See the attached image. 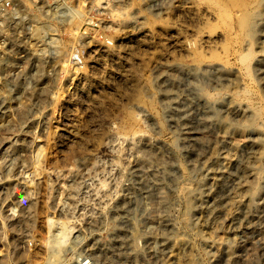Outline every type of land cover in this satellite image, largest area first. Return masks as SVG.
I'll use <instances>...</instances> for the list:
<instances>
[{"label": "rangeland", "instance_id": "1", "mask_svg": "<svg viewBox=\"0 0 264 264\" xmlns=\"http://www.w3.org/2000/svg\"><path fill=\"white\" fill-rule=\"evenodd\" d=\"M258 1L0 0V264H264Z\"/></svg>", "mask_w": 264, "mask_h": 264}, {"label": "bare ground", "instance_id": "2", "mask_svg": "<svg viewBox=\"0 0 264 264\" xmlns=\"http://www.w3.org/2000/svg\"><path fill=\"white\" fill-rule=\"evenodd\" d=\"M259 3L258 0H213V6L215 7V9L219 12L220 17L222 16V19L224 18H228L230 17L229 12L231 10V8H236L238 14L235 17V23L237 24V26L239 27L240 30L242 31H250V22H251V14H252V9L253 7L256 5V3ZM231 13V12H230ZM233 14V13H232ZM254 16V14H253ZM234 20V19H233ZM226 22V21H224ZM234 22V21H233ZM234 24V25H236ZM229 25V24H228ZM226 28V27H225ZM228 28V27H227ZM238 34V33H237ZM248 36V35H247ZM240 37V36H238ZM243 39V38H242ZM251 40V39H250ZM227 44V43H225ZM227 46V45H226ZM228 48V47H227ZM251 48V47H250ZM252 49V48H251ZM242 52V51H241ZM253 52V51H252ZM251 50H248L244 53H240L239 54V58L241 60V62L244 64L243 66H245L246 69V74L251 75L250 73V68H249V62L252 55ZM195 53V52H194ZM201 53V52H200ZM202 54V53H201ZM199 53H196V55L194 54V57H196V60L201 63V60L203 59V54L201 55ZM213 55V54H212ZM211 55V56H212ZM216 56V55H215ZM213 57V56H212ZM219 57V56H218ZM214 58V57H213ZM206 60V59H205ZM252 60V59H251ZM204 61V60H203ZM196 62V61H195ZM224 62V61H223ZM197 63V62H196ZM197 63V64H200ZM248 77V76H247ZM25 112V111H24ZM128 116L130 118H134V116L132 115L133 113H128ZM135 119V118H134Z\"/></svg>", "mask_w": 264, "mask_h": 264}]
</instances>
